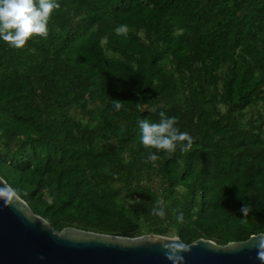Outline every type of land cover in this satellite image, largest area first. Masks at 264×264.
Segmentation results:
<instances>
[{
	"label": "trees",
	"instance_id": "16d2710c",
	"mask_svg": "<svg viewBox=\"0 0 264 264\" xmlns=\"http://www.w3.org/2000/svg\"><path fill=\"white\" fill-rule=\"evenodd\" d=\"M58 2L46 37L0 41L1 178L56 232L264 233V0ZM162 112L189 148L141 143Z\"/></svg>",
	"mask_w": 264,
	"mask_h": 264
},
{
	"label": "water",
	"instance_id": "95a60500",
	"mask_svg": "<svg viewBox=\"0 0 264 264\" xmlns=\"http://www.w3.org/2000/svg\"><path fill=\"white\" fill-rule=\"evenodd\" d=\"M0 189V264H264L256 246L264 233L220 246L205 239L186 245L178 237L154 234L56 232L1 176Z\"/></svg>",
	"mask_w": 264,
	"mask_h": 264
},
{
	"label": "clouds",
	"instance_id": "9594fccd",
	"mask_svg": "<svg viewBox=\"0 0 264 264\" xmlns=\"http://www.w3.org/2000/svg\"><path fill=\"white\" fill-rule=\"evenodd\" d=\"M61 7L58 0H0V41H4L9 47L22 49L32 37H46L48 25L53 11ZM126 31V28L119 29ZM120 103L115 104L118 111ZM159 122L148 119L138 121L140 141L147 149L163 150L171 155L179 148L181 151L189 148L193 137L188 131H181L176 126V118L160 113ZM156 161L157 152L149 151L148 157ZM3 190V189H0ZM252 211L249 205L244 204L240 213L246 217ZM154 215L164 217L163 208H153ZM257 256L264 261V237L257 242Z\"/></svg>",
	"mask_w": 264,
	"mask_h": 264
},
{
	"label": "rangeland",
	"instance_id": "374dc122",
	"mask_svg": "<svg viewBox=\"0 0 264 264\" xmlns=\"http://www.w3.org/2000/svg\"><path fill=\"white\" fill-rule=\"evenodd\" d=\"M169 237H171V238H175L176 236H169Z\"/></svg>",
	"mask_w": 264,
	"mask_h": 264
}]
</instances>
